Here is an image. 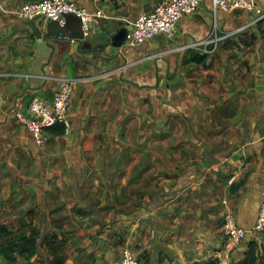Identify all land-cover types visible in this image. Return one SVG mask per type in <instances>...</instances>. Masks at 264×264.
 <instances>
[{
	"label": "crops",
	"instance_id": "0c3cea01",
	"mask_svg": "<svg viewBox=\"0 0 264 264\" xmlns=\"http://www.w3.org/2000/svg\"><path fill=\"white\" fill-rule=\"evenodd\" d=\"M31 1L0 0V224L39 229L33 258L47 257L43 242L58 225L88 245L104 215L124 219L126 241L148 251V264H228L218 258L223 216L230 208L251 229L264 186V21L204 0L180 20L177 38L133 47L125 37L133 21L164 0H72L104 13L90 37L110 29L108 44L87 49L56 36V22L20 18ZM214 24L248 28L214 54L175 49L206 38ZM64 78L76 80L70 128L50 130L40 146L11 112L26 111L34 96L51 102ZM108 245L86 246L79 257L93 252L113 264L122 247ZM247 246L233 252L236 263Z\"/></svg>",
	"mask_w": 264,
	"mask_h": 264
},
{
	"label": "built area",
	"instance_id": "2783aa9c",
	"mask_svg": "<svg viewBox=\"0 0 264 264\" xmlns=\"http://www.w3.org/2000/svg\"><path fill=\"white\" fill-rule=\"evenodd\" d=\"M204 0H164L150 11H143L133 21V28L127 35V43L137 47L146 40L158 35H164L173 40L178 35L180 20L197 11ZM216 10L232 12L245 10L256 17V22L264 21V8L257 5L253 0H211ZM17 14L25 20H45L56 22L60 26L67 25V18L74 15L79 18L84 37H90L93 23L104 16L102 10L91 11L72 0H34L23 4ZM248 28V25L222 32L217 24H214L209 36L201 40H193L176 46L179 52L198 51L204 55L215 53L223 41L238 35ZM76 87V80L71 78L62 79L51 102L34 96L26 111L13 110V117L24 126L33 136L35 142L43 146L48 141L49 131L59 124L65 126L66 131L70 128V105ZM227 204V201H224ZM222 232L225 236V244L222 255L231 261L233 252L249 236L264 234V186L261 190L257 220L251 229L242 227L237 220L236 214L228 208L223 216ZM113 264H140L139 254L129 245L122 247L119 256Z\"/></svg>",
	"mask_w": 264,
	"mask_h": 264
},
{
	"label": "trees",
	"instance_id": "16d2710c",
	"mask_svg": "<svg viewBox=\"0 0 264 264\" xmlns=\"http://www.w3.org/2000/svg\"><path fill=\"white\" fill-rule=\"evenodd\" d=\"M194 53L193 58L200 61L204 60L201 54L198 52ZM59 125L52 128L51 131L54 133H64V126ZM39 237V229L32 224L20 229H12L6 224H0V253L9 264H23L19 262L18 257L24 258L27 261L32 259L37 254ZM65 244V237L57 233L46 238L43 245L47 251V257L40 259V263L65 264L68 258ZM195 264H219V262L209 259ZM235 264H264V246H259L256 240H250L243 259Z\"/></svg>",
	"mask_w": 264,
	"mask_h": 264
},
{
	"label": "rangeland",
	"instance_id": "374dc122",
	"mask_svg": "<svg viewBox=\"0 0 264 264\" xmlns=\"http://www.w3.org/2000/svg\"><path fill=\"white\" fill-rule=\"evenodd\" d=\"M242 178H244V177H242ZM242 180H244V179H242ZM139 195H140V197H142V194H139V193L136 194L137 197H139ZM133 208L134 207H131V208H128L125 210L126 211L129 210L133 213L135 210H137V209H133ZM125 210L122 209V211H125ZM35 212H36V209H33L32 214H31L33 217L32 219H35V217L33 216V214ZM103 216L99 217L97 220L99 226L98 225L95 226L93 228V230L90 231L93 233H90V232H88L87 234L85 233L86 234L85 237H87L85 239H89V242H87L88 245H86V246L97 247V246H99V244H102V243L104 244V242H106V241L109 242V245L111 247H113V246L124 247L125 244H128V245L132 246L134 248V250L139 254L140 264H148L149 263L148 251L141 249L139 247V245L137 244V242H135V241H133V242L131 241L132 243L131 242L129 243L126 241V238H125L126 232L124 231V224H123L124 219L122 218L120 220H118V219L115 221L113 220L112 222L109 223L108 219H106V217L104 218ZM30 221H33V220H30ZM33 223H34V221H33ZM28 225L29 224H27V223L23 224V225H14V223H10L9 227L12 229H17V228L27 227ZM37 226H38V224H37ZM58 226H56V228H55L56 233H59L60 236L63 235L66 239L65 250L67 252L68 258H67L65 264H73L72 261L77 259V258H80L78 264H106L109 261V260H107V261L105 260L106 263H103L101 260H102V258L104 260L105 257H103V255H102V257L96 256L95 255L96 253H93V252H91L90 254H85L83 257H79L82 253V250L84 251V249L86 247L83 245L86 241L82 240L79 243L78 242H71L69 239V238H71L70 237L71 234H69V232H66V235L64 234V232L62 234L61 230L63 227L61 228L60 226L59 227ZM63 231H64V229H63ZM45 234H47L46 231H45ZM48 235L51 236L52 234H48ZM49 236H46V237H49ZM250 240H252L251 236H249L242 243L248 245ZM256 241L259 244V246H261V247L264 246V236L259 237V239H256ZM95 245H97V246H95ZM96 249H99V248H96ZM40 250L42 251L41 248H40ZM39 256L42 257L41 253L39 254ZM42 258H45V257H42ZM39 259H40L39 257H35L29 261L19 260V262H21L23 264H26V263L27 264L28 263L29 264H41ZM235 263H236V255H235V253H233L231 261H229L228 264H235ZM0 264H9L5 260V258L1 255V253H0Z\"/></svg>",
	"mask_w": 264,
	"mask_h": 264
},
{
	"label": "water",
	"instance_id": "95a60500",
	"mask_svg": "<svg viewBox=\"0 0 264 264\" xmlns=\"http://www.w3.org/2000/svg\"><path fill=\"white\" fill-rule=\"evenodd\" d=\"M72 20H77L80 24V28L76 31H67V28L65 27H58L57 29V35L59 37H62L64 39L70 40L71 43L77 42L78 44H82L85 45L87 49H92L93 47H96L99 44H108V32H109V28H102V30L100 32H98L95 36L93 37H84V33L82 30V25L81 22L79 20V18H77L74 15H70L67 18V23L72 21ZM133 27V26H132ZM126 32V31H125ZM128 32H126L125 37H127ZM74 41V42H73Z\"/></svg>",
	"mask_w": 264,
	"mask_h": 264
}]
</instances>
